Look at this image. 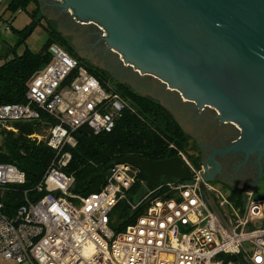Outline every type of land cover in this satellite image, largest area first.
Listing matches in <instances>:
<instances>
[{
	"label": "built area",
	"instance_id": "2783aa9c",
	"mask_svg": "<svg viewBox=\"0 0 264 264\" xmlns=\"http://www.w3.org/2000/svg\"><path fill=\"white\" fill-rule=\"evenodd\" d=\"M50 49L56 55L31 80L26 104L0 107L7 130L40 111L50 115L53 123L29 138L55 154L35 196L25 191L13 208L2 195L25 177L0 163V257L14 264H264V198L251 189L233 204L229 190L204 181L205 166L183 156L188 181L161 178L148 188L141 171L114 163L99 191L73 192L74 178L63 169L75 134L111 133L127 102L60 47Z\"/></svg>",
	"mask_w": 264,
	"mask_h": 264
},
{
	"label": "water",
	"instance_id": "95a60500",
	"mask_svg": "<svg viewBox=\"0 0 264 264\" xmlns=\"http://www.w3.org/2000/svg\"><path fill=\"white\" fill-rule=\"evenodd\" d=\"M58 1L61 5L53 6L72 11L76 21L102 28L106 49H114L141 76L196 104L199 115L210 108L221 122L235 125L239 139L224 150L213 149L202 177L256 189L264 171V0ZM230 154L244 155L235 169L244 173L240 183L229 182L226 171L218 173L223 156ZM116 163L145 173L148 188L161 178L191 179L178 156L159 161L126 156Z\"/></svg>",
	"mask_w": 264,
	"mask_h": 264
},
{
	"label": "trees",
	"instance_id": "16d2710c",
	"mask_svg": "<svg viewBox=\"0 0 264 264\" xmlns=\"http://www.w3.org/2000/svg\"><path fill=\"white\" fill-rule=\"evenodd\" d=\"M29 3L34 4L31 17L36 20L44 19L38 15L36 0H6L5 4L6 8L25 9ZM32 24L18 32L21 39L17 44L10 45L5 42L6 44L1 45L0 107L26 104V94L31 80L37 76L42 66L48 67L52 61L49 49L55 44L65 46L62 39L46 25L47 38L40 50L32 52L25 46L23 52L19 54L17 51L27 33L33 28ZM4 29L8 31L9 27ZM66 50L69 51V48ZM77 61L82 66L80 60ZM87 71L92 73L89 67ZM98 78L108 86L105 83L107 78L102 76ZM67 81H70V78ZM112 90L119 93L123 101L127 102L114 130L109 134L93 135L88 128H81L75 134L77 142L75 147L69 149L71 159L63 170L74 178V193L86 196L99 191L105 184L109 168L126 156L159 161L180 155L186 157L194 166H201L202 157L198 144L185 134L166 108L123 85H117ZM49 123H53L51 116L40 111L38 119L9 122L11 130L0 124V135L3 137L0 163L15 165L25 177L22 185L13 186L2 195L7 207L13 208L22 204L25 191L28 198L35 196L34 189L55 154L44 142L38 143L29 136L40 133L41 129L49 126ZM171 145L173 147L169 148ZM139 175L147 179L145 173L140 172ZM225 188L229 190V199L232 203L240 204L242 191Z\"/></svg>",
	"mask_w": 264,
	"mask_h": 264
},
{
	"label": "rangeland",
	"instance_id": "374dc122",
	"mask_svg": "<svg viewBox=\"0 0 264 264\" xmlns=\"http://www.w3.org/2000/svg\"><path fill=\"white\" fill-rule=\"evenodd\" d=\"M36 1L39 12L38 15L44 19L36 20L31 17L30 14L34 8L33 3H29L25 9L20 7H15L14 9L9 7L6 8L7 4L0 7L2 13V20L0 21V45L3 43H8L10 45L17 44L21 39L18 32L23 31L33 23V28L27 33L17 52L21 54L25 46L32 52H38L47 38V25L65 44L63 47L58 44L55 45L70 56H75L77 60H80L82 67L86 71L87 67L92 69V73L88 71L90 74L107 78V82L105 83L114 89L117 85H123L136 94L149 98L166 108L172 117L179 123L185 134L191 138L192 141H197L201 146L203 145V161H207L208 156L215 151L224 150V147L226 148L229 146L227 144L222 147L223 149H219L217 142L212 143L214 136L221 134V132L223 133L224 129L228 130L230 129L229 127H231L229 123L224 124L217 118L219 115L216 111L210 108H201L199 115V107L196 104L190 103L186 98L184 99L181 94L168 88L167 85L161 83L157 79L145 76L144 73H142L141 76V71L130 68L127 63H124V59H121L122 56L115 52L114 49H106L108 48V44L104 39L101 40V38L106 36L102 28L92 25H83L81 22L76 21V17H74L72 11H62L64 9L60 6H53L61 5L58 0ZM7 26L9 27L8 31L4 29ZM66 48H69V51H67ZM45 68L46 66H42L38 73L42 72ZM206 119H209L210 124H204ZM219 125H221V127ZM209 132L210 134H208ZM202 133L204 136H212L209 137V142H207V139L204 140V143L200 142L199 135ZM2 145L3 137L0 135V146ZM172 145L169 146V148H172ZM178 157L182 158L180 155ZM183 158L187 160L186 157L183 156ZM209 183L217 188H223V190H225V186H221L222 182L219 180ZM231 187L237 190V192L242 191L243 197H246L245 193L251 190V187L249 191L234 186ZM254 198H264V171L260 182L254 190ZM0 264L14 263L0 257Z\"/></svg>",
	"mask_w": 264,
	"mask_h": 264
},
{
	"label": "flooded vegetation",
	"instance_id": "af4514ba",
	"mask_svg": "<svg viewBox=\"0 0 264 264\" xmlns=\"http://www.w3.org/2000/svg\"><path fill=\"white\" fill-rule=\"evenodd\" d=\"M193 104V103H192ZM213 110V109H211ZM215 111V110H213ZM210 124L209 119H206L204 121V124ZM225 124V123H224ZM231 127H229L230 129L226 130L224 129V132L217 136H214V139L212 140V143H218V148L221 149L222 147L226 146L227 144L230 145L231 143L235 142L237 139H239L240 137V131L238 130V128L233 125V124H229ZM221 127V125H219ZM210 129V127H209ZM207 130V129H206ZM204 133V132H203ZM200 134L199 139L201 143H204V140L207 139L209 142V137H212L211 135H207L204 136V134ZM210 134V132L208 133ZM196 143L198 144L199 147V154H201V157L203 158V151H202V147L197 141ZM211 143V145H212ZM210 145V146H211ZM223 149V148H222ZM225 149V148H224ZM169 159V158H168ZM244 160V155L242 154H230V155H224L223 156V160L220 163V170H219V174L222 173V171H226V177L228 179L229 182L236 184L237 182L240 183L241 180L244 179V173L243 171H241L240 169L237 171L235 170L237 168V163L241 162ZM202 165L205 166V161H201ZM221 186H229L230 188L234 189L233 187H231V185L229 183L224 184V182L222 183ZM226 189V188H225Z\"/></svg>",
	"mask_w": 264,
	"mask_h": 264
},
{
	"label": "crops",
	"instance_id": "0c3cea01",
	"mask_svg": "<svg viewBox=\"0 0 264 264\" xmlns=\"http://www.w3.org/2000/svg\"><path fill=\"white\" fill-rule=\"evenodd\" d=\"M39 73H40V72H39ZM41 130H42V129H41ZM41 130H40V131H41ZM74 147H75V146H74ZM74 147H73V148H74ZM69 149H71V148H68V150H69ZM69 152H70V151H69ZM187 161H188V160H187ZM189 162H190V161H189ZM191 164H192V163H191ZM192 165H193V164H192ZM201 165H202V164H201ZM195 167H196V166H195Z\"/></svg>",
	"mask_w": 264,
	"mask_h": 264
}]
</instances>
